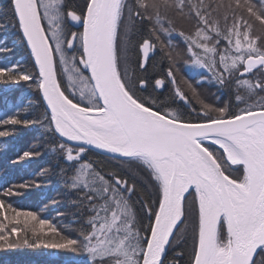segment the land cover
<instances>
[{
	"label": "snow or ice",
	"instance_id": "1",
	"mask_svg": "<svg viewBox=\"0 0 264 264\" xmlns=\"http://www.w3.org/2000/svg\"><path fill=\"white\" fill-rule=\"evenodd\" d=\"M8 11L38 70L0 66V82H32L42 93L51 151L64 165L58 171L86 217L78 235L67 237L32 212L13 208L9 218L0 199L7 221L0 248L59 249L83 256V264H185L186 226L195 214L187 264H264V0H86L82 8L69 0H10ZM173 11L195 19L192 33H178L187 63L233 91L238 110L202 99L196 108L179 88L173 104L187 112L137 94L147 81L127 74L132 35L137 26L147 33L137 45L144 68L150 53L171 43L162 37L175 32ZM7 27L0 19V30ZM167 75L175 83L171 66ZM77 82L83 86L74 101ZM192 95L199 98L194 88ZM37 123L44 121L13 112L0 120V137L13 135L4 126ZM91 149L145 173L155 199L138 209L136 184L118 173L106 178L87 159ZM9 224H23V238Z\"/></svg>",
	"mask_w": 264,
	"mask_h": 264
},
{
	"label": "trees",
	"instance_id": "2",
	"mask_svg": "<svg viewBox=\"0 0 264 264\" xmlns=\"http://www.w3.org/2000/svg\"><path fill=\"white\" fill-rule=\"evenodd\" d=\"M85 2L86 0H69L71 5L80 8ZM9 4L10 0H0V13L7 12V18L0 16V19L8 25L5 30H0V48L12 49L10 52L0 53V66L19 65L21 71L35 72L37 69L33 67L34 63L22 35L14 27L15 21L11 19V12L8 11ZM169 17L174 21L175 32L171 37H162V39L170 40L171 43L164 46L162 51L158 47L154 57L149 59L144 68L138 67L142 53L137 45L147 33L141 26H137V31L132 35V42L128 49L127 74L132 77L133 82L140 79L147 81V88L137 89V94L143 98L155 100L160 107L170 105L175 111L187 112V106L181 109L173 104L175 89L179 88L192 96L193 105L196 108H199V100L202 99L218 106L230 103L233 110H238L233 91L218 86L210 78V73L203 74L204 80L201 81L197 80L198 76L192 75L187 69L190 54L178 33L180 31L185 34L192 33L195 19H189L187 16L180 17L174 11L169 13ZM74 30L82 31L78 26ZM168 52L172 53L171 61L166 55ZM170 66L176 85L167 75ZM157 79L165 81L163 87L155 86ZM63 83L67 84L66 76ZM82 86L79 82L75 85L77 95L70 96L74 101L78 99L79 89ZM230 87L234 88L235 85ZM193 88L199 93V98L192 95ZM13 112H19V118L39 119L44 121V124L37 123L27 127L4 126L14 131L9 137H0V199L5 202L3 211L9 218L14 215L13 208L17 212H32L38 218L48 220L62 235L76 237L84 224L86 212L83 207L78 206L79 201L65 186L62 173L58 171V165L59 168H63L64 165L51 151L53 137L47 132L45 127L47 121L44 120L46 106L41 93L36 90L32 82L21 81L19 84L0 82V120ZM191 118H197L195 112L191 113ZM36 150L40 151V155L31 158L23 157V152ZM86 157L106 178L118 173L130 184H136V191L144 201L155 199V189L148 183L146 174L135 170L134 166L123 163V160L111 159L93 150L86 153ZM44 169L49 171L42 174ZM21 184L27 187H19ZM8 190L19 194L5 195ZM8 205H11V208H8ZM136 206L139 209L138 202ZM140 214L143 216L142 211ZM191 217V228L186 232L187 241L183 245V251L186 254L185 264H187V256L191 254V235L195 224V214ZM21 219L23 220L24 217ZM0 223L7 224L3 215H0ZM8 227L21 229V238L25 235L23 224H9ZM27 235L31 238V232ZM83 261V256L59 249L28 248L22 244L13 249L0 248V264H83Z\"/></svg>",
	"mask_w": 264,
	"mask_h": 264
},
{
	"label": "rangeland",
	"instance_id": "3",
	"mask_svg": "<svg viewBox=\"0 0 264 264\" xmlns=\"http://www.w3.org/2000/svg\"><path fill=\"white\" fill-rule=\"evenodd\" d=\"M187 69H189V71L191 72L192 75L198 76L197 80H201V81L204 80V77L202 75L209 73V72H207V70L199 69V68H195V67H191V66H188ZM132 199L134 201L136 200L138 203H139V201L143 200L137 191L133 194ZM191 219H192V217L189 216L188 221H187V226H186V229H187L186 232H188V230L191 228Z\"/></svg>",
	"mask_w": 264,
	"mask_h": 264
},
{
	"label": "water",
	"instance_id": "4",
	"mask_svg": "<svg viewBox=\"0 0 264 264\" xmlns=\"http://www.w3.org/2000/svg\"><path fill=\"white\" fill-rule=\"evenodd\" d=\"M21 35H22V34H21ZM23 40H24V39H23ZM24 42H25V44H26V40H24ZM26 46H27V44H26ZM27 48H28V51H29L30 56H31L30 48H29L28 46H27ZM151 54H152V53H151ZM31 58H32V61H33V63H34V57L31 56ZM37 70H38V69H37ZM88 75H90V73H88ZM41 98H42V100H43L42 93H41ZM43 102H44V104H45V106H46V101L43 100ZM47 111L50 112V110H47ZM91 150H93V151H95V152H97V153H99V154H102V155H104V156H108V157H110L109 154L103 152V150H97V149H91ZM119 160H123V158H120Z\"/></svg>",
	"mask_w": 264,
	"mask_h": 264
},
{
	"label": "flooded vegetation",
	"instance_id": "5",
	"mask_svg": "<svg viewBox=\"0 0 264 264\" xmlns=\"http://www.w3.org/2000/svg\"><path fill=\"white\" fill-rule=\"evenodd\" d=\"M153 56V54L150 56V58Z\"/></svg>",
	"mask_w": 264,
	"mask_h": 264
}]
</instances>
